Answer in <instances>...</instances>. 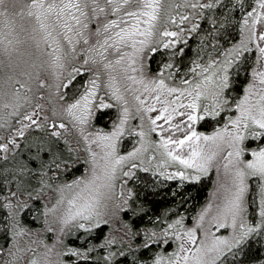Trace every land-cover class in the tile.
I'll list each match as a JSON object with an SVG mask.
<instances>
[{
  "label": "snow or ice",
  "instance_id": "snow-or-ice-1",
  "mask_svg": "<svg viewBox=\"0 0 264 264\" xmlns=\"http://www.w3.org/2000/svg\"><path fill=\"white\" fill-rule=\"evenodd\" d=\"M217 5H221V0H206L203 3L191 0L185 4H170L167 8L162 0H28L23 5H18L14 0H0V47L10 58V63L3 67L11 72L13 63L22 64L25 70L18 75L27 77L26 80L14 79L13 76L17 74L13 73L5 84H14L15 91H0V130L4 132L6 141L0 143V150L7 153L11 145L13 153L19 154L18 149L27 153V159L19 161L16 167L0 169V192L4 193L0 198V210L6 212L2 218L3 232L9 247L7 255L12 257L6 264H14L19 259L18 253L26 251L17 247L16 243L9 242L7 237L18 243L17 237L26 232L33 234L27 226H21L24 214L32 215L33 212L37 217H43L48 231L54 229L47 226L57 222L61 232L65 226L84 230L85 233L102 224L112 225L109 232L118 228L124 250L108 251L107 248L115 245L117 240L115 236L111 239L105 236L102 241L105 264H120L121 260L124 264H240L246 255L249 238L257 233L264 234V145H245L249 137L264 140V0H255V6L250 7V10L245 9L241 0L238 5L241 17L237 21L239 39L223 51H218L220 40L215 35L217 29L213 28V51L218 54L212 58L209 53L206 65L193 60L192 67L185 69L183 56L178 58L181 63H176L173 59L176 53L170 52L169 59L158 65L157 74L149 78L150 59L158 49H176L183 53L184 49L178 48L179 42L200 27L192 23L185 32L179 25L191 17L201 20L205 9ZM234 6L228 4L226 11ZM174 8H190L192 12L180 14L174 12ZM26 18L30 25L28 29L24 27ZM207 19L213 25L217 23L212 17ZM224 20L225 23L229 22L227 17ZM161 22L168 25L162 31ZM93 23L95 27H92ZM173 26L176 30H172ZM21 36L24 37L23 41ZM201 39L207 37L202 36ZM221 39L225 43L229 42L227 36ZM62 42H66V50ZM22 43L26 46L21 47ZM81 43L85 46L80 49L83 64L91 63L95 67H71V72L65 76L62 71L65 61L73 58ZM253 46L256 51V67L251 71V80L243 86L244 94L239 95L236 92L239 72L231 70L234 66L239 69V62L247 61L244 53L251 52ZM45 53L57 77L55 85L40 78L44 62L38 64L37 60ZM182 70L183 76L180 75ZM77 72H91V76L79 86L83 91L68 102L67 89L75 80L72 73ZM176 79L179 86L166 82ZM121 81L127 84V90L134 95L137 102L135 111L140 119V125L131 129L132 134L139 136V141L131 151L124 154L117 152V145L119 139L128 134L126 129L130 109L121 90ZM33 82L39 86L36 89L39 95L35 98L31 86ZM53 87L55 95L52 94ZM62 87L65 89L63 94L60 91ZM44 89L48 90L47 94ZM104 89H107V93ZM233 93L238 96L235 103L232 102ZM107 94L122 102L118 122H113L111 131L101 129L88 133L86 126L98 116L94 109L111 107L105 99ZM154 109H158V114L149 115ZM232 109L236 110L237 115L226 117L223 128L217 127L207 135L196 131L195 122L221 117L224 111ZM177 117H180L178 121ZM65 118L80 130L87 145L95 142L99 151H93L91 147L86 149L88 156L84 161V173L67 183L58 184L55 191L60 193V197L49 207L44 201L45 193L53 186L52 182L59 180L62 172L67 173L81 163V157H73L71 149H68L65 158L60 148V129L67 130L63 122ZM162 118L164 127L157 124ZM229 124L231 127H228ZM152 132L159 134L158 140H152ZM21 140L24 141L23 146ZM225 146L228 151L224 157V168L229 182L221 185L225 194L216 197L221 203L216 206L212 222L225 228L230 218L233 228L230 235H211L205 229L203 221L213 208L209 202L193 218L198 227H186L183 215H178L171 223L165 221V227L159 230L145 229L144 239L137 242L133 236L139 239V230L134 232L132 225L121 218L120 212L121 208H127L135 216L142 205L137 204L133 208L129 203L128 198L132 197L133 192L123 187V180H120V196L124 197L127 191V198L116 203L110 213L105 210L108 202L114 199L112 194L118 180L117 172L122 171L124 164L132 159H139L143 165L144 153L149 147L155 149L148 155L149 161L156 159L159 154L155 172L160 176H166L169 180L179 177L182 181H199ZM246 152H250L251 159H242ZM4 160L7 161L6 155ZM170 165L177 167L169 171ZM136 167L138 165L132 164L128 171H122L123 176H131V169ZM248 177H257L260 181L257 209L259 219L254 224L244 219ZM6 186L15 187V191ZM72 188L78 191L67 200L68 207L64 214L58 217V221L50 219L65 200V190ZM105 215L109 216L108 220L104 219ZM199 229L204 231L197 244ZM80 239L87 242L85 236ZM176 241L179 243L171 252L156 251L150 253L149 258L143 257V252L148 251L149 246L160 249ZM62 245L63 241L57 235L53 244L45 247L51 254ZM93 247L89 243L83 253L87 255ZM0 251L3 249L0 248ZM67 251L77 257L81 256L80 248H67ZM56 255L57 264H65L59 259L61 254ZM27 264H37L36 257L29 259Z\"/></svg>",
  "mask_w": 264,
  "mask_h": 264
},
{
  "label": "rangeland",
  "instance_id": "rangeland-1",
  "mask_svg": "<svg viewBox=\"0 0 264 264\" xmlns=\"http://www.w3.org/2000/svg\"><path fill=\"white\" fill-rule=\"evenodd\" d=\"M10 2H12V0H10ZM15 3H17L18 5H23L26 4L28 2V0H14ZM191 2V0H162V3L164 4L165 8L168 7V5H176V4H185ZM250 7L255 6V0H251L250 1ZM248 10H250V8H248ZM174 12H179L180 14H187L189 12H192V9L190 8H186V9H179V8H174L173 9ZM198 11V10H197ZM163 15V13H162ZM102 19V17H101ZM195 22V17H191L188 21H186L184 24L179 25V27H182L185 29V32H187L191 26L192 23ZM168 26L163 24V22H161L160 25V29L161 31L163 30V27ZM24 27L26 29H28L30 27L29 23L27 22V18L25 19L24 22ZM92 27H95V24L92 25ZM172 30H176L175 26L172 27ZM20 39L23 41L24 37L21 36ZM239 39V36L236 40ZM236 40L230 41L228 46H230L231 43H234ZM93 43L95 42V37L93 38ZM65 44V50H66V42H62ZM21 47H25V44H21ZM43 47V45L41 46ZM82 47H85L82 43L80 45L77 46L76 48V54H74L72 59H68L65 61V68L62 70L63 74L65 76H67L70 72H71V67H85V68H93L95 66H93L91 63L88 65H84L83 64V53H81L80 49ZM163 49V48H160ZM14 56L15 54H13V60H14ZM244 56L247 57V61L246 64L248 66L247 68V74H246V78L243 82L242 88L239 92V95H243V86L245 84L248 83L249 80H251V71L254 67H256V51H255V47L253 46L252 51L251 52H245ZM111 58V57H110ZM212 58H215L212 55ZM209 59V56H208ZM208 59H200L197 58V63L199 64H204L206 65L208 62ZM41 61L44 62V67L40 70V78L42 79H46L47 82L49 84H53L55 85V83L57 82V77L55 76L52 68L50 67V65L48 64V57H47V53H45L43 56L39 57L37 60V63L39 64ZM10 63V58L8 56H6L4 54L3 48L0 47V91L3 90H8V91H15V85L12 83H8L5 84V81L8 79V77L10 75H13V73H16L17 75L13 76L14 79H21V80H26L27 77H21L18 74L22 71H24V66L22 64H15L13 63V67H12V71H6L5 68L3 67L6 64ZM241 64V62H239ZM192 67V63L191 66L189 68ZM235 66L233 67V69L231 71L234 72L235 70ZM158 72V71H157ZM157 72H153L151 73V75L149 76V78H151V76H154L157 74ZM75 73H72V75ZM35 75V73H34ZM180 75L183 76L184 75V71L180 72ZM91 76V72H85V78L84 80H88L89 77ZM157 78H159L157 76ZM186 78V77H185ZM102 79H106V77H102ZM119 79V77H118ZM169 84H173L175 83L177 86H179V81L178 79L176 80H168L166 81ZM32 88H33V96L38 97L39 92L36 91V89L39 87L38 84H36L35 82L32 83ZM63 87L60 89L61 94H63ZM121 90L123 92V95L125 97V99L128 100V107L130 109V120L127 122V133L126 135H123L119 141H118V145H117V152L119 154H124L128 151H131V149L133 147L136 146V144L139 141V136L132 134L131 129L133 127H137L140 125V119L139 116L136 114V105L137 102L134 99V95L130 92V90H127V84L124 83L123 81H121ZM45 93L47 94L48 90L44 89ZM55 88L53 87L52 89V94L55 95ZM83 91V88L82 90ZM104 91L107 93V89H104ZM79 95V93L72 99H75L77 96ZM105 99L107 100L108 104L111 105V107L109 108H113V114L112 116L107 120V125L106 126H98L94 124V118L90 121V124L86 126V131L88 133H95L97 130H103L105 132L111 131L112 127H113V122H118L117 118L120 114V107H122V102H118L115 99L112 98L111 94H107L105 96ZM238 99L237 97H233L232 102L235 103L236 100ZM68 102H71V100H68ZM35 103V99H33V104ZM47 111V109H46ZM94 111H96V109H94ZM154 114H158V109H154L152 113H149V115H154ZM237 112L235 109H232L230 111H224L221 117H216V118H205L207 121L203 120V121H197L194 124V127L196 129V131L198 132H204L206 135L207 134H211L213 131H215L217 129V127L223 128L225 123H226V117L228 116H236ZM177 121L180 119V117L176 118ZM145 121H146V126H147V118L145 117ZM66 125H67V130L64 129H60L61 133H62V138L60 140L63 141V147H66V150L64 149V151L68 152V149L72 150V155L73 157L79 155L81 157V163L77 165L78 169H77V174H75L74 176L70 177V178H63L62 176H60L59 179H61L60 181H58L57 183H52L53 186L51 189L48 190V192L45 193V203L48 204L49 207H51L52 204L56 203L57 200L60 197V193L56 192V186L58 184H62V183H67L68 181H71L75 176H80L84 173V169H85V163L84 161L87 159L88 153H87V148L91 147L93 151H99V149L96 146V143L94 142L92 145H87L86 142L84 141L80 130L78 128H74L72 126V122L69 119H64L63 121ZM157 124L160 125L161 127L165 126V122L163 120V118L159 121H157ZM228 127H231V125L229 124ZM9 134H11L9 132ZM4 132L2 130H0V143L6 142L4 139ZM151 138L152 140H158L159 139V134L156 132H152L151 134ZM252 138V137H249ZM248 138V139H249ZM16 139H20L19 137H16ZM252 142L249 143V140L245 141V145L246 147H256L258 144L259 145H264V140H255L254 138H252ZM202 143H204L203 141H201ZM21 143L24 144V141L21 140ZM23 146V145H22ZM11 145L9 146V149L11 150ZM3 153H1L2 156H5L6 153L3 150H0ZM155 149L154 147H149V149L147 150V152L144 153V163L143 165H141L140 160L139 159H132L130 162L125 163L123 166V172L128 171L131 168L132 164H136L138 165V167L136 168H132V175L131 176H123L122 171H118L117 172V177L118 180L116 182V186H115V191L113 192V197L114 199L109 201L108 204L105 206V210L108 211L109 213L112 211L113 206L118 203L120 200L127 198V191H125V195L124 197L120 196V190H121V183L120 180L125 181V184L123 185V187L125 189H130V183L135 181V177L136 175L143 171L147 174V176L155 183L158 184H165L168 182V178L166 176H160L158 172H155V168H156V163L157 160L160 158L159 154H157L156 159H153L152 161H149L147 159L148 155H151L152 152H154ZM227 147H224V151L221 152L219 155H217V157L214 159L212 167L208 170L207 174L202 176L201 178H204L208 181V188H207V192L205 194V196L194 206L192 207V209H189L186 211V209H182L179 210L175 215L165 218L164 219V224L160 227H165V221L167 223H171L172 220H174L176 218V216L178 215H183V222L184 225L186 227H198L197 225H195L194 222V217L198 216V213L202 210V208L204 206H206L209 202H211L213 204V208L210 209L209 214L205 217L203 224L205 226V229H207L209 231V233L211 235H220V236H228L232 233L233 228L231 227V221L230 218L229 220L226 222L225 224V228H220L218 225L213 224L212 222V217L216 215V206L219 205L221 203V200L217 199V196L223 197L225 192H224V188L221 187V185H227V183L229 182L227 179V175L225 172V168H224V164H225V159L224 157L227 156ZM9 152V150L7 151V153ZM64 154H66L64 152ZM68 155V154H67ZM251 154L250 152H246L244 154V156L242 157V159H251ZM14 159V158H13ZM11 161L8 162V164H10ZM173 167H177L174 165H170L169 166V171H172ZM145 169H148L147 171H145ZM175 180V185L177 187H180L181 185L184 184L185 181H182L179 177H174L173 178ZM171 179V180H173ZM247 182H248V190L245 193V197H244V201H245V206H246V213L244 216V219L247 223L250 224H254L255 221L257 219H259V213L257 211L258 207H259V184L260 181L257 177H248L247 178ZM78 191V189L76 188H72V189H66L65 190V200L63 201V203L61 205L58 206L57 210H56V214L55 216H51L50 219H56L58 221V217L64 214V210L68 207L67 204V200L71 198V195ZM49 192L51 193V195H49ZM251 194V195H249ZM123 208H121L122 211ZM121 213V212H120ZM35 215V212H33L32 215H29V217H33ZM122 215V214H121ZM41 225L39 227V229L36 230H31L33 234H29L28 232H26L23 236L17 237V242L12 241L11 243H16V246L19 248H23L26 249V251L22 252V253H18L19 259L17 261L14 262V264H27V261L29 259H31L33 256L36 257L37 259V264H57V255L56 253H60L61 255L59 256L60 260H63L65 262V264H72L69 263L68 260L66 259V257L69 256H74L77 259H84V258H88V255H85L84 253H81L80 257H77L75 255H72L71 253H69L67 251V248H80V246H72L70 243L67 242L66 237L68 235L73 236L76 231H81L80 229H76L74 227L71 226H65L64 227V231L61 232L60 231V225L57 222L56 224H49L47 227L48 228H53V231H48L45 223H44V219L41 216ZM105 220L109 219L108 215L104 216ZM156 221V218L153 219L151 221V223H154ZM111 228L112 225L108 224ZM211 225V227H209ZM22 226V225H21ZM239 227V221L237 223V229ZM155 230H159V228L155 229ZM203 229H199L198 230V239L196 241L197 244L200 243V235H202L203 233ZM59 235L60 239L63 241V245L62 246H58L57 248H55L53 250V252L51 254H49L47 252V249L45 247V245L47 246H51L54 242V238ZM113 236L116 237V239H120L121 237V233L119 231L118 228H113L111 232H109L108 234V238L111 239ZM210 238V237H209ZM80 239V238H79ZM104 240V238L102 239V241ZM78 241V240H77ZM118 242V241H117ZM116 242V243H117ZM179 241H176L175 243H171L169 244V246L167 248H160V249H153V253L156 251H164V252H171L173 249H175L178 245ZM81 249V248H80ZM9 251V247L7 252ZM82 251V250H81ZM102 252L105 253V250L103 249ZM102 256V261L105 264L104 261V256L105 254H101ZM96 255H94L92 258L95 259ZM9 258V259H8ZM7 258V262L12 260V257L8 255ZM9 260V261H8ZM260 264H264V262H261Z\"/></svg>",
  "mask_w": 264,
  "mask_h": 264
},
{
  "label": "trees",
  "instance_id": "trees-1",
  "mask_svg": "<svg viewBox=\"0 0 264 264\" xmlns=\"http://www.w3.org/2000/svg\"><path fill=\"white\" fill-rule=\"evenodd\" d=\"M250 1L251 0H243V4L246 10L250 8ZM103 2V0H101ZM201 3L206 2V0H200ZM241 0H221V5H217V7L212 9H205L204 15L201 20H196L194 23L200 25V27L192 33L191 36H185L179 44L178 48H183L184 52L180 53L176 49H158L157 53L154 54L153 57L150 59L149 67L151 69V73L158 71V65L162 64L164 61L169 59V53L175 52L176 57H174V62L181 63L179 61V57L183 56V67L185 69L191 66L193 60L196 62L198 61L197 58L202 60L208 59L209 53H211L214 57L218 54V52L213 51V44H212V35H213V28L217 29L215 33L216 38L220 40V45L218 46V51H223L226 48L230 41L236 40L239 36V24L237 21L241 17L240 9L238 7ZM235 5L234 7L227 9L226 6L228 4ZM199 12V10L197 11ZM207 17L214 18L217 23L215 25L211 24ZM227 17L228 23H225L224 18ZM94 24V23H93ZM223 27L221 28V26ZM190 29V28H188ZM206 36L207 39L202 40L201 37ZM227 36L228 43H225L221 37ZM247 64L244 61H241L239 69L235 68L234 73L236 71L239 72L238 80L239 86L236 89V92L239 94L243 82L246 78L247 74ZM183 71V70H182ZM75 76V80L72 85H70L67 89L68 97L67 100H72L78 93L81 92L82 87H79L85 81V72H77L73 74ZM63 89L62 92H64ZM233 97H237L235 93L232 94ZM98 112V116L94 117V124L100 126H106L107 120L113 114V108H105L96 110ZM205 121H207L205 119ZM249 141H253L252 138L248 139ZM60 148L65 152V158H67V151L66 147H63V141L60 140L59 142ZM23 143H21V146ZM35 151V149H33ZM3 153L0 151V169L2 168H14L17 166L18 162L22 159H27V153L24 151H20L18 149V153H13L10 149L9 152L6 153L7 161L4 160V156L1 155ZM14 158V159H13ZM10 164H8V162ZM77 165L74 169H71L67 173H63L60 175L64 179L70 178L77 174ZM10 179V177H9ZM59 179L58 181H60ZM58 181H53L52 183H57ZM2 183V181H0ZM130 189H132L133 195L132 197L128 198L129 203L133 205V208L136 207L137 204L142 205L140 211L133 216L132 211L127 208H123L120 216L123 220L128 221L132 227L133 231L139 230V239L133 236L134 240L140 242L144 239V230L145 229H157L160 228L164 224V219L175 215L179 210L182 209H192L206 194L208 188V181L204 178H201L199 181H185L183 185L177 187L175 185V180H168L165 184H158L153 182L145 172H139L136 177L135 181L130 183ZM11 187L12 191H15V187L13 186H6ZM4 195L3 192H0V198ZM251 195V194H249ZM170 210V211H169ZM127 213V215H125ZM167 213V215H165ZM122 214V215H121ZM6 215V212L0 210V248L3 251H0V264H6L7 262V250H8V243H5L6 234L3 232V216ZM156 217H160L159 220L156 219L154 223H151L153 219ZM22 226H27L30 230L39 229L41 225V218L37 217L36 214L33 217H29L27 213L24 214V219L22 221ZM39 226V227H37ZM111 227L107 225H100L97 229H94L88 233H85L84 230L76 231V233L71 236L68 235L66 240L72 246H80L81 253L83 254V249L89 246V243L94 245L92 251L88 253V258L84 259H77L74 256L66 257L69 263L72 264H104L101 260V254H105L102 252L104 249V245L102 244V239L105 236H108L109 229ZM81 236H85L86 240L79 239ZM9 242H11V237H7ZM78 240V241H77ZM118 242L115 245L109 246L107 248L108 251H116L119 249L123 251L124 249L121 247L120 239H116ZM127 243V241H125ZM169 246V245H168ZM167 246V247H168ZM164 247V248H167ZM152 246H149L148 251L143 252L144 258H149L150 253H153ZM73 255V254H72ZM96 255L95 259L92 257ZM140 255V253H137ZM9 259V258H8ZM119 260L120 258L117 257ZM131 257H129V260ZM231 260V257H229ZM9 261V260H8ZM264 262V234H254L249 238L248 247L246 248V255L240 260V264H260ZM120 264H124V261L121 260Z\"/></svg>",
  "mask_w": 264,
  "mask_h": 264
}]
</instances>
